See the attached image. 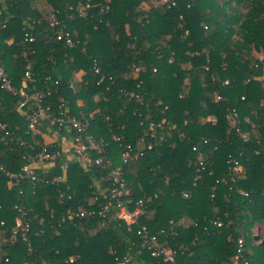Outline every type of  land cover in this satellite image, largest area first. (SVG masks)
<instances>
[{
	"label": "trees",
	"instance_id": "trees-1",
	"mask_svg": "<svg viewBox=\"0 0 264 264\" xmlns=\"http://www.w3.org/2000/svg\"><path fill=\"white\" fill-rule=\"evenodd\" d=\"M175 1L167 7L160 0H0L6 76L20 87L29 64L33 87L50 90L43 101L49 111L57 115L65 107L89 118L111 160L107 167L86 166L53 143L61 154L45 166L34 164L38 179L17 177L23 154H36L47 143L42 125L34 135L24 132L29 109H17L16 95L0 87V121L25 141H11L0 128V264H117L123 257L129 264H158L140 248L136 226L102 225L98 215L66 217L67 208L104 201L101 194L96 202L92 197L108 187L125 144L142 135L149 141L151 133L157 134L152 148L124 167L132 199L151 197L138 224L179 250L178 264H229L240 237L245 259L264 264V0ZM78 2L89 5L82 16L75 14ZM46 5L57 24L50 25ZM61 31L70 34L72 47L55 39ZM232 109L238 131L228 122ZM149 122L162 126L151 129ZM202 139L208 144L201 166ZM229 154L242 165L234 176ZM58 176L64 181H41ZM16 205L29 222L25 237L18 231L12 238Z\"/></svg>",
	"mask_w": 264,
	"mask_h": 264
},
{
	"label": "built area",
	"instance_id": "built-area-1",
	"mask_svg": "<svg viewBox=\"0 0 264 264\" xmlns=\"http://www.w3.org/2000/svg\"><path fill=\"white\" fill-rule=\"evenodd\" d=\"M162 4H165L167 7L175 5V0H160ZM89 5L82 4L78 2V5L75 10V14L82 16L85 14V9ZM69 9H72V5H69ZM46 17L49 20L50 25H55L58 23L56 15L50 6H45ZM0 16L2 12L0 10ZM7 18L2 19L5 22ZM25 33V39L31 40L32 36H29ZM55 39L63 41L69 47L73 46V41L68 32H58L55 35ZM95 71H99V67L94 65ZM137 70V68H135ZM31 70L29 64L26 65L24 76L21 82L20 87H16L10 78L5 74V70L2 65H0V87L5 90L7 93L16 95L17 100L15 101V107L17 109L28 108L26 114V128L25 133H30L34 135L39 132V127L42 125L43 121H46L50 126L56 130L66 129L71 131V141H70V150L71 154L76 157V159L86 166L92 165H101L107 167L111 164L110 158L107 156L106 145L107 142L103 138L96 139L91 133V122L89 118L81 116H76L74 114L66 112L67 109L61 108L57 115L50 112V107L44 104V98L50 93V90H39L33 87L34 78L31 75ZM104 79V76H101L100 81ZM54 84H57V81H54ZM70 86H72L70 84ZM123 92V91H122ZM128 94L129 97L134 99L138 98L141 100V96L132 91L124 92ZM206 120L210 123L216 122V117L214 115H208ZM228 122L231 126L235 127L236 130H239V117L235 109H232V112L228 115ZM161 123L149 122V127L151 129L156 127H161ZM0 128L4 130V134L8 136L11 141L18 143L19 145H25V141L21 136L13 135V129L5 121H0ZM17 128V127H16ZM157 134L151 133L150 138H155ZM159 140L163 139V135L158 136ZM119 140V137H116ZM145 141L144 135L139 136L136 143H127L120 152V163L113 165L108 173L109 185L106 188H99L98 192L92 197L93 201H98V194L104 196V201L97 202V207L93 208L80 206L77 209L67 208V218L73 221L75 218H93L94 215H98L101 218L102 225L108 221H116L120 226L122 223L126 225L127 229L134 225L136 226V234L139 236V246L143 250H147L150 253V256L155 259L158 264H178L177 263V254L178 251L171 246L164 245L160 240L157 234L151 233L146 226H140L138 224V217L143 213L144 204L150 200V196L143 195L137 199H132L131 191L125 183L124 179V167H128L132 162H134L139 157L144 156L145 150L151 149L153 143L151 141ZM199 146V157L198 163L202 166L204 155V146L208 144L207 139H202ZM55 145L53 143H47L44 145L40 151L36 154H23V158L26 160V163L22 166V171L17 177H22L24 174L31 175V180L34 181L38 179L34 174V164L39 166L44 165L45 161H50V159L60 156L58 150H54ZM198 147L193 146V149L196 150ZM213 149H216L213 146ZM91 152L95 153V156H91ZM228 171L232 173L233 176L236 173H239L242 170V165L239 158L228 155ZM44 163V164H43ZM201 168L198 167L197 170ZM0 170H5L4 166L0 164ZM232 176V177H233ZM43 182H49L50 184H58L59 182L64 181L63 176L54 177L50 181L41 180ZM242 194H246L244 191H240ZM184 196H187L185 193ZM68 195L66 198H70ZM63 199V193H59L58 200ZM89 204V203H88ZM16 209L19 210V217L16 218L15 228L12 230V238H15V235L18 234V231H22V235L25 237L24 232L29 228L28 219L25 217L26 212L23 210L21 205H16ZM62 222L65 220V217L61 219ZM220 220H216L218 226L221 225ZM163 233V230L160 231ZM244 240L243 238H238L236 251L229 260V264H250V262L244 257ZM69 262H72V259H69ZM117 264H129V258L123 257L122 259H117Z\"/></svg>",
	"mask_w": 264,
	"mask_h": 264
},
{
	"label": "crops",
	"instance_id": "crops-1",
	"mask_svg": "<svg viewBox=\"0 0 264 264\" xmlns=\"http://www.w3.org/2000/svg\"><path fill=\"white\" fill-rule=\"evenodd\" d=\"M255 55H257V54H255ZM41 127L42 128L40 130L42 132L40 134H41L43 142H45V143H58V144H60V146L63 150L62 152L64 153V155L66 154V156L69 158L74 157V155L71 154V150H70V141H71V133H72L71 131L66 130L65 128L62 131L61 130H55V128L50 126L46 121L42 122ZM53 131H56L57 133H52ZM74 158H76V157H74ZM1 233L2 232H0V238H1Z\"/></svg>",
	"mask_w": 264,
	"mask_h": 264
},
{
	"label": "rangeland",
	"instance_id": "rangeland-1",
	"mask_svg": "<svg viewBox=\"0 0 264 264\" xmlns=\"http://www.w3.org/2000/svg\"><path fill=\"white\" fill-rule=\"evenodd\" d=\"M150 1H151L152 4H156L158 0H156V1H155V0H150ZM158 3H159V2H158ZM259 55H260V56H259ZM256 57H262V55L257 53ZM55 130H56V129H55ZM52 133H57V132H56V131H53ZM253 232H254L255 234H257V233H256V232H257L256 227L253 228Z\"/></svg>",
	"mask_w": 264,
	"mask_h": 264
},
{
	"label": "water",
	"instance_id": "water-1",
	"mask_svg": "<svg viewBox=\"0 0 264 264\" xmlns=\"http://www.w3.org/2000/svg\"><path fill=\"white\" fill-rule=\"evenodd\" d=\"M263 61H264V59H263Z\"/></svg>",
	"mask_w": 264,
	"mask_h": 264
}]
</instances>
